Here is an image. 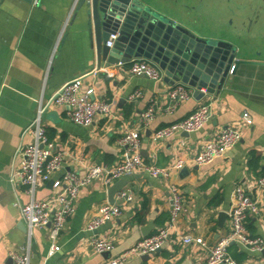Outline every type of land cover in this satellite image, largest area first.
Returning a JSON list of instances; mask_svg holds the SVG:
<instances>
[{
	"label": "crops",
	"instance_id": "0c3cea01",
	"mask_svg": "<svg viewBox=\"0 0 264 264\" xmlns=\"http://www.w3.org/2000/svg\"><path fill=\"white\" fill-rule=\"evenodd\" d=\"M79 1L0 0V264H11L9 251L20 248L29 250L33 264H106L110 257L154 233L162 225L160 222H166L171 186L181 190L185 206L176 228L155 254L147 259L131 257L125 264H204L209 250L230 230L228 211L236 185L258 201V214H250L245 221L247 232L264 238V186H257L264 174V64L240 65L228 87L217 95L202 89V98L191 94L168 114L164 111L168 88L174 83H188L167 77L162 70L158 82L130 75L129 62L145 59L143 56H133L121 65L99 63L86 8H78ZM146 1L159 14L195 31L179 17L164 12L160 6L163 0ZM197 2L199 7L189 8L194 12L201 9L207 24L208 18L213 19L208 35L240 26L243 32L239 47L249 43L252 46L251 54L245 58L264 63V10L253 23L257 7L239 11L236 5L241 6V0ZM181 6L177 11L186 12L185 6ZM196 33L208 36L206 31ZM76 77H81L80 93L91 88V98H103L113 104L110 115L97 118L88 127L69 121L63 106L50 105L44 110L42 123L47 134L64 153L62 171L84 172L93 164L114 166L124 157L117 139L125 130L135 128L141 135V153L146 163L169 166L182 158L187 164L172 171L167 179L152 178L142 168L124 177L121 189H130L132 200L121 202L115 195L114 202L120 205L121 214L96 230L98 236L113 243L109 253H97L91 248L93 233L85 228L101 206L108 203L110 185L94 180L80 191L75 212L56 240V251L50 255L48 227L34 229L28 235L14 205L15 201L27 202L29 195L12 175V166L18 162L14 159L17 147L31 140L24 129L35 118L38 106ZM136 90L141 91V96L129 100ZM151 101L156 102L157 112L148 125H142L139 115ZM200 105H209L210 111L202 128L187 136L179 133L159 141L151 139L155 129L184 119ZM226 125L240 130L239 143L225 157L210 164L191 163L203 143ZM53 193L52 181H48L36 189L35 198H49ZM221 211L227 214L222 222L218 217ZM149 223L153 226L146 230ZM187 234L201 237L206 245L184 244L181 236ZM230 253L236 264H264V250L249 252L232 244Z\"/></svg>",
	"mask_w": 264,
	"mask_h": 264
},
{
	"label": "built area",
	"instance_id": "2783aa9c",
	"mask_svg": "<svg viewBox=\"0 0 264 264\" xmlns=\"http://www.w3.org/2000/svg\"><path fill=\"white\" fill-rule=\"evenodd\" d=\"M114 35H111L107 46H112ZM119 65L122 62L118 63ZM114 64V65H118ZM128 71L132 76H143L154 82L162 78V72L152 62L146 59H135L129 62ZM81 77H76L66 82L48 101L38 106L36 116L24 129V133L31 138L27 144L17 147L14 159L16 166H12V175L16 176L19 184L24 187L29 195L27 202L15 201L21 218L25 223L28 235L34 229L48 227L50 241L49 254L56 249V240L64 228L67 220L75 212V203L80 191L94 180H101L109 186L132 174L136 169L142 168L152 178L167 179L171 172L180 170L187 162L177 158L169 166H158L146 163L141 153V135L137 128L125 130L117 139V145L123 149L124 157L112 167L101 164L89 165L84 172L75 170L62 171L64 153L57 149L55 143L49 138L45 125L42 123V114L50 105L63 106L69 121L76 125L88 127L99 117L110 115L112 102L103 98H91L93 89L89 88L80 93ZM167 104L164 111L171 114L180 102L188 99L192 90L183 83L172 84L167 90ZM141 96V91L136 90L130 96L133 100ZM157 112L155 101H151L147 108L140 113L139 122L148 125ZM210 116L209 105H200L184 119L159 127L151 133L153 141H159L182 132L191 133L202 128ZM241 139L240 130L234 125H226L218 130L212 137L203 143L200 151L191 159L196 165H207L215 159L223 158L233 149ZM58 175L53 177L54 174ZM52 181L54 193L49 198L36 199L35 191L46 182ZM257 186H264V174L257 180ZM115 195L121 202L132 200L133 193L130 189H120ZM233 200L228 211L230 230L221 236L209 250L204 264H236L230 253L232 244L249 252L264 250V238L250 235L245 227V221L251 214H258V201L249 195L245 189L236 185L233 189ZM169 215L154 233L143 237L127 250L117 256L110 257L106 264H125L131 257L150 256L155 254L170 238V233L176 228L180 215L184 212L183 196L177 186L169 189ZM121 214L118 203H105L96 216L86 224V230L92 232L90 238L91 248L97 253H109L113 243L98 236L96 230L105 222L117 218ZM184 244L206 245L201 237L191 235L181 236ZM11 264H33L31 255L26 248L11 249L8 253Z\"/></svg>",
	"mask_w": 264,
	"mask_h": 264
},
{
	"label": "water",
	"instance_id": "95a60500",
	"mask_svg": "<svg viewBox=\"0 0 264 264\" xmlns=\"http://www.w3.org/2000/svg\"><path fill=\"white\" fill-rule=\"evenodd\" d=\"M81 7L86 8L99 63L114 65L128 62L133 56H143L167 77L187 82L194 89L192 95L198 99L204 96L202 89L217 95L223 87L227 88L240 65L264 64L245 58L251 54L252 46L249 43L239 47L243 32L240 26L216 30L214 35H199L159 14L146 0H80L78 8ZM111 35L115 37L109 47L106 43ZM181 134L188 135L187 132ZM124 184L123 177L110 185L109 203L114 202L115 194ZM226 216L225 212H219V221ZM150 225L153 226L149 223L145 229L149 230ZM147 258V255L143 257Z\"/></svg>",
	"mask_w": 264,
	"mask_h": 264
},
{
	"label": "rangeland",
	"instance_id": "374dc122",
	"mask_svg": "<svg viewBox=\"0 0 264 264\" xmlns=\"http://www.w3.org/2000/svg\"><path fill=\"white\" fill-rule=\"evenodd\" d=\"M183 1L190 3L189 6H187V3H183ZM181 5L185 6L184 8L186 12H184V9H182L184 13H179L177 11L179 8L182 7ZM195 5H198L197 0H163L160 6L163 7L164 12H167L168 14L171 13L177 18L179 17L184 25L192 27L196 32L199 31L200 34H204V32L206 31L205 34L208 35L209 29H211L212 26L211 21H213V19L209 20L208 18L207 24V21L204 19L203 14L201 13V9L200 11L197 9V12H194L195 9H191L192 6Z\"/></svg>",
	"mask_w": 264,
	"mask_h": 264
},
{
	"label": "flooded vegetation",
	"instance_id": "af4514ba",
	"mask_svg": "<svg viewBox=\"0 0 264 264\" xmlns=\"http://www.w3.org/2000/svg\"><path fill=\"white\" fill-rule=\"evenodd\" d=\"M233 3L236 5L235 2ZM241 4L242 5L238 7L236 5V8H238L239 11H247V9L251 8V6L257 7V11L255 14L256 17L252 19L253 23L257 22L264 10V0H241Z\"/></svg>",
	"mask_w": 264,
	"mask_h": 264
},
{
	"label": "trees",
	"instance_id": "16d2710c",
	"mask_svg": "<svg viewBox=\"0 0 264 264\" xmlns=\"http://www.w3.org/2000/svg\"><path fill=\"white\" fill-rule=\"evenodd\" d=\"M160 224H163V221L162 222H160ZM231 247V246H230Z\"/></svg>",
	"mask_w": 264,
	"mask_h": 264
}]
</instances>
